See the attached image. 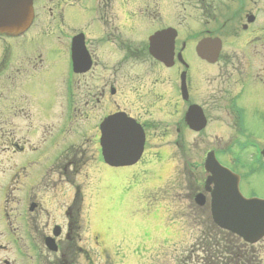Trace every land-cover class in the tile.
Wrapping results in <instances>:
<instances>
[{
  "label": "flooded vegetation",
  "instance_id": "flooded-vegetation-1",
  "mask_svg": "<svg viewBox=\"0 0 264 264\" xmlns=\"http://www.w3.org/2000/svg\"><path fill=\"white\" fill-rule=\"evenodd\" d=\"M34 9L28 30L0 35V166L10 161L0 170V264H115L78 245L88 183L76 186L61 222L44 221L32 215L47 204L32 174L51 182L60 169L72 184L64 175L90 172L96 156L100 182L122 185V168L104 162L100 145L102 122L117 113L142 125L145 153L174 140L197 178L199 157L213 149L241 176L244 195L264 198V0H36ZM26 86L34 93L22 95ZM34 113L61 123L33 143ZM56 182L60 202L68 195ZM199 200L185 196V213L205 220L204 263L259 264L261 242L219 251L211 198Z\"/></svg>",
  "mask_w": 264,
  "mask_h": 264
},
{
  "label": "rangeland",
  "instance_id": "rangeland-1",
  "mask_svg": "<svg viewBox=\"0 0 264 264\" xmlns=\"http://www.w3.org/2000/svg\"><path fill=\"white\" fill-rule=\"evenodd\" d=\"M35 48L33 46L31 52H34ZM29 51L30 48L28 46L27 52ZM26 92L34 93L27 86L24 88L22 95L26 94ZM26 107L32 111V105L29 101H26ZM26 122L28 125H32L29 128L31 133L29 139L33 143V140L38 135L44 134L45 126L53 129L58 128L61 123V121L56 120L54 117L39 118L37 113H34L30 121L27 119ZM172 142L169 141L168 143L165 141L169 146H172ZM168 156L169 153H164L163 159H167ZM87 157L92 159L90 154ZM95 158L96 156H93L94 163L91 166L92 169L90 172L85 169L79 174L75 172L73 173L75 176L72 174L70 179H67L64 175L63 180L70 181L72 184L60 182V169L52 172L51 182L44 176V172H33L32 177L34 176L40 183L43 181L44 186L43 188L41 186L35 188L33 192L43 189L42 195L47 204L45 208H39L32 215L36 216L41 214L44 221L51 217L56 222H61V218L64 217V209L72 204L73 196L75 194L77 195L76 186L82 185V183H88L82 189L85 199L82 205L83 209L77 204L80 207L83 219L76 233L81 234L80 239H82V241H78V245L89 249L92 258L97 263H103L101 256L108 255L111 257V261H115V264H177L179 257L182 255L183 247H187L197 236L202 241H206L205 232L203 231L206 224L205 220L186 219L178 214L183 211V205L180 203V201L183 202L181 198L186 195H191L200 185L196 181L193 173H189L188 176L192 177L194 183L189 180H185V182L182 180L183 173L178 171L181 162L179 158L175 162L169 160L160 166L153 167L150 171L148 183L140 186L135 190L134 194L132 193V197L129 198V200H135L137 202L142 199V196H146L147 193L154 190L151 195L147 196L150 201L154 202V205L151 206L150 203L147 210L141 208L142 212H148L150 214H142L140 208L136 210L138 202H132L126 205L125 208L121 204H116L117 198L123 193H118L117 188L109 181L100 183L99 173L95 171L98 168L95 163ZM172 159L174 160V158ZM7 165L8 167L10 166V161L9 163L5 161L4 166H0V170L5 169ZM120 176L122 175L120 174ZM54 180L57 181L58 188L60 186L65 188L68 195L66 197L67 199L60 196V202H57V193L56 197H53ZM143 187H146L144 191ZM159 187L161 188L158 189ZM127 190L128 185L124 187V192ZM14 195L20 196L21 194L15 192ZM77 200L78 198H76ZM119 201L122 202L120 197ZM132 205H134L132 211L129 212ZM55 212L59 213L60 216L53 217V213ZM142 218H144L143 221ZM152 235V241H147ZM97 242L99 243V249L96 247ZM257 248L259 250L257 252L259 257L258 263L264 264V245ZM98 254L99 258L97 256ZM110 257L108 258L109 261ZM201 261V258H196L194 262L200 264Z\"/></svg>",
  "mask_w": 264,
  "mask_h": 264
},
{
  "label": "water",
  "instance_id": "water-1",
  "mask_svg": "<svg viewBox=\"0 0 264 264\" xmlns=\"http://www.w3.org/2000/svg\"><path fill=\"white\" fill-rule=\"evenodd\" d=\"M236 211L237 218L229 220L233 223L242 224L243 228L248 226L259 225L260 230L264 228V201L257 203H242L238 205ZM220 222L227 226L225 221L220 220ZM241 232V231H240Z\"/></svg>",
  "mask_w": 264,
  "mask_h": 264
}]
</instances>
